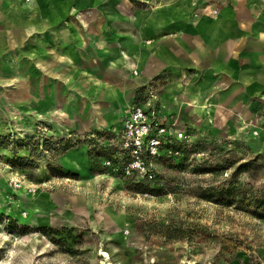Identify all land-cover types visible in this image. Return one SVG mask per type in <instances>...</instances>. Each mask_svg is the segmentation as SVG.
<instances>
[{"label":"rangeland","instance_id":"obj_1","mask_svg":"<svg viewBox=\"0 0 264 264\" xmlns=\"http://www.w3.org/2000/svg\"><path fill=\"white\" fill-rule=\"evenodd\" d=\"M119 90L126 104L159 111L152 87ZM6 99L0 96L1 264H264V220L195 195L193 183L203 176L190 165L204 157V141L221 137L264 160L251 144L264 145V110L248 119L200 120L178 107L169 120L173 152L156 159L149 178L126 163L104 166L112 152L79 135L92 128L95 103L101 112L115 109L99 91L95 103L40 107ZM182 163L189 166L177 170ZM254 180L264 183V170ZM175 181L176 192L137 189ZM176 230L183 238L170 236Z\"/></svg>","mask_w":264,"mask_h":264},{"label":"crops","instance_id":"obj_2","mask_svg":"<svg viewBox=\"0 0 264 264\" xmlns=\"http://www.w3.org/2000/svg\"><path fill=\"white\" fill-rule=\"evenodd\" d=\"M146 3L0 0V90L7 91L0 96L42 107L95 103L99 91L115 109L95 103L92 128L81 136L119 131L126 108L140 103L124 102L126 88L152 87L168 126L181 106L200 120L264 110V0H231L215 16L191 0Z\"/></svg>","mask_w":264,"mask_h":264},{"label":"trees","instance_id":"obj_3","mask_svg":"<svg viewBox=\"0 0 264 264\" xmlns=\"http://www.w3.org/2000/svg\"><path fill=\"white\" fill-rule=\"evenodd\" d=\"M203 146L206 148L204 157L190 164L193 173L203 176V179L193 183L194 194L218 206L233 208L264 220V183L257 185L254 180L264 170L263 157L247 151L245 144L227 137L204 141ZM188 166L182 163L176 168L184 171ZM180 188L181 184L176 181L161 185L148 182L137 187L141 192L158 193L176 192ZM170 236L181 239L183 233L176 230Z\"/></svg>","mask_w":264,"mask_h":264},{"label":"built area","instance_id":"obj_4","mask_svg":"<svg viewBox=\"0 0 264 264\" xmlns=\"http://www.w3.org/2000/svg\"><path fill=\"white\" fill-rule=\"evenodd\" d=\"M193 4H197L198 12H207L213 16L219 12V9L208 0H202L201 3L194 1ZM134 73H137V70H134ZM107 134V131L95 132L82 136V140L88 141L97 149L105 148L112 152L111 158L104 159L103 165L113 167L115 170L119 169L120 163H126V167L136 169L152 178L156 159L165 152H173V148L170 147L175 138L172 125L168 126L161 120L157 111L148 109L141 102L133 103L126 108L119 131L112 136ZM114 159L118 162L115 163Z\"/></svg>","mask_w":264,"mask_h":264},{"label":"bare ground","instance_id":"obj_5","mask_svg":"<svg viewBox=\"0 0 264 264\" xmlns=\"http://www.w3.org/2000/svg\"><path fill=\"white\" fill-rule=\"evenodd\" d=\"M1 264V263H0ZM192 264V263H191Z\"/></svg>","mask_w":264,"mask_h":264}]
</instances>
